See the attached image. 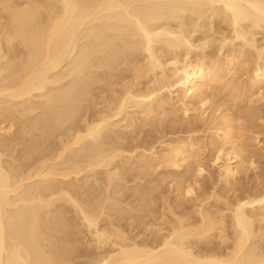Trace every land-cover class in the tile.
I'll return each mask as SVG.
<instances>
[{
    "label": "rangeland",
    "instance_id": "374dc122",
    "mask_svg": "<svg viewBox=\"0 0 264 264\" xmlns=\"http://www.w3.org/2000/svg\"><path fill=\"white\" fill-rule=\"evenodd\" d=\"M260 1L264 2V0ZM126 7L125 8L128 9L127 11L130 13H128L130 17L126 15L128 18L126 17V20L119 24L120 28L124 29V31H119L117 29L113 31L112 26L115 20L111 19V22H109V17L103 18L106 15H101L102 17L100 16V18L96 17L97 19H91L89 20L90 22L86 21L84 25L82 24L83 26L81 25L82 27L80 26L81 28H79L78 32L74 35L72 43L76 42L74 45L71 44L72 49L70 48L68 51L69 53L67 52L68 55L63 65L53 70V72L48 71L45 80L46 85H44L43 89L27 97L28 100L26 99V102L24 101L23 104L25 105L26 103L29 107L28 108L26 105L24 106L28 108L25 115H27L29 109L33 111V113L30 111L33 116L37 114L36 112H38V109L40 113L44 110L45 113H43L46 114V118L53 117H51L50 120L48 119V122L52 121L51 126L57 127L59 131L61 130V132H64L63 134L67 135L68 132L65 133V131H67L69 127L76 126V128H80L83 126L82 120L84 119L82 118L85 117L87 120L93 119L100 111L104 110V100V102L110 101L113 103V101L117 99L115 97L121 94V86L127 79L131 78L130 70L127 68L128 65L134 62L133 65H136V63L137 65H139L138 63L142 65V63H144L142 66H146L149 64V60L151 62L153 59L152 62L155 64L154 66L152 63L151 64L154 68L149 64L152 68L148 66L151 70L149 71V69H147L148 72L142 76L143 78H140L137 89H139L140 92H145V90L147 91L148 89L152 91L155 90V94L150 98L147 97L148 99L136 97L130 100V103L128 102V105L126 104L125 109H123V112L108 121V123L105 124L106 126L101 128L99 133H97L98 135H96L97 137H95L94 140L89 138L92 141H88V143H90L89 145L87 143L88 139H86V142L83 140L84 142L82 141V144L80 142L77 148L74 149L76 145L71 149L74 150L73 152L70 150L68 153H65L66 156L64 155V159L66 160L72 158L75 162H78V164L81 162L80 166H83L85 162H88V158L90 160L92 157V159H95V157L98 159L100 158L101 161L97 159V162H102V165L93 167L92 171L89 170L92 168L87 170L84 167L85 169L83 171L81 170L82 172L76 176L78 180L81 179L82 183L78 180L77 182L72 181L74 178L72 175V178L70 176L67 179L63 178L65 184L68 185L69 188H72L71 191H73V193L77 190V197H80L83 193L81 200L82 197L83 200L84 198L87 200V196L94 195L95 193L97 194V190H101V188L104 190V183H106L108 188L106 187L107 190L105 189L106 192H103V194H107L108 199L106 197V200L104 199L106 201L104 202L105 213L103 212L104 214L101 215L102 217H99V219H101L98 222L99 227L103 225L120 224L119 226H121L122 231L124 232L125 230L124 233L129 237L135 236L136 238L137 236V240L142 239L146 242L150 241L148 243H152L153 241L158 242L159 235L155 230L151 232L145 231L144 224L151 220L153 224L156 221V225H158L161 222L160 220H164L163 218L166 217L164 220L165 223L163 221L161 222L162 224L164 223V226L162 224L161 226L168 228L169 225L166 224L167 217L169 216L167 220L175 219L174 216H170L171 213L170 215L165 213V216H161V204L164 203V206H166V203L167 205L169 204L173 208L172 211L177 215H184V212L189 213L191 211L190 198H194V196H192L194 194L189 195L184 194V192L180 194V192H178L179 189H177L181 187V183H178L181 175L179 182H182V185L187 184V182L191 183L196 178L197 184H192L195 186L196 190L198 188L197 194L201 191L199 195H204V192L208 191L207 193H209L214 190V192L217 191V197L223 199L224 196L227 202H231L234 196L239 195L242 191L244 193L247 192V194L256 191L260 192V190L261 192L264 191V77H258L259 79L254 77V70H256V68L261 69L262 67V69H264V21L255 25L252 22L250 24L248 20L238 21L236 25H239L237 28L241 31L240 34L242 36L237 37L234 32V30L237 29L235 28L236 25H234L235 23H233L231 19L230 12L221 2L209 3L207 0H131V2L129 1L127 3ZM151 7L154 9H151ZM136 17L142 18L147 26H153L152 29H155L152 31L155 30L159 33L161 31L162 33L155 37L150 44L151 50L150 48L149 50L151 51L152 59H149L146 47L142 44L141 38L138 33H136L133 26L134 23L132 22H134V18ZM122 25L125 26L122 28ZM108 26L111 27L109 28ZM91 27L93 32L90 29ZM111 30L113 32H111ZM95 31L100 33L98 34ZM117 31H119V33ZM120 33L123 34L120 35ZM102 34L104 36H102ZM106 36L111 38L117 36L115 40L113 39L115 42L112 41V47L110 46L109 49L107 48L109 52L107 49L102 53L103 55L94 52L92 47ZM110 53H113V57H111L112 55ZM105 55L106 57H104ZM110 58H112V60L114 59L111 64ZM109 59L110 61H107ZM192 62H201V64L203 63L206 66L208 65V67L212 66L214 68H210L214 70L213 72L215 74L213 73V76H210L211 82L204 89L203 97H206V100H204L208 102L205 103L204 106L200 103L202 101L200 95L195 94L194 97L192 96L191 98V96H186L182 89L181 71L188 63L190 64ZM113 63L115 64L113 65ZM131 66L132 65H130V68ZM174 68H177L176 72ZM170 69L174 73L170 71ZM2 74L3 73L0 75ZM77 93L79 94L77 95ZM79 95L81 96L80 99ZM5 99L6 98H2V103L0 102V104H3V107L0 105V108L5 107V102L3 103ZM40 104L42 106H40ZM7 105L5 111L10 107ZM2 108L0 110L1 112H3ZM203 108H206V110L201 112ZM16 109L18 110V108ZM185 109L187 111L189 110L187 114L183 113ZM15 112L17 111L11 114L13 120L16 115ZM17 114L19 115L18 112ZM31 115L28 113V118ZM18 117L20 118V116ZM18 117L15 120L16 122H14L15 124L13 123L16 128L14 126L12 127V131H15L11 132V134L15 133V135H18L16 132L19 130L18 128L22 126L21 118L18 121ZM1 118L2 115L0 116V119ZM25 119H27V116ZM25 119L23 121H25ZM4 123L2 124L5 129H7L9 123H7V121ZM10 123H12V120ZM53 123L55 124L53 125ZM49 124H51V122ZM23 125H25V122ZM16 129L18 130L16 131ZM226 129H232L238 136V142H245L243 145L252 149L251 151L247 147L248 151L251 152H249L250 154L248 153L246 157L247 160L242 163L243 166H245H240L242 170L239 168L240 170L235 176L236 181H232L231 185L223 183L220 179L221 174L219 170L210 165L215 154V148L218 146L224 147L225 145L222 137ZM11 134H9L10 136H8V134L6 135V133H1L0 135L2 136L1 139L4 140L6 138L8 143H10L11 138H13V141L16 139L14 142L12 141V146L10 144L9 148L5 147V144H8L7 140L3 142L4 144L2 143L4 147L3 145L0 146V152L2 151V153H0V163L2 165H0L9 173L11 172L10 176L12 174V181H10V183L13 185H11V187H14L20 184L19 173L21 168L26 170V164L29 166V164H33L34 160H37L38 157L43 158V154L46 151H44L43 154L41 152L46 149V144L48 142L53 143V141H57L56 138L58 137H51L47 143H43V147V144H40L41 146L39 144H33L34 141L32 140L31 142L26 136V139L24 136L23 138H18L19 135L17 139L13 137L14 134ZM65 135H62V138H64ZM21 139L25 140L22 141ZM33 139H35V137ZM55 143H58V141ZM133 145L135 148H133ZM181 146L184 147L180 148ZM1 147L10 149L11 151H4ZM177 148L181 150L180 153L175 150ZM171 150L174 153H172ZM53 154L49 153L50 156ZM32 156L33 158H31ZM182 158L184 159L182 160ZM250 158L254 162V167L248 166ZM86 159L87 161H85ZM36 160V164L41 161ZM73 160L70 161L74 162ZM30 161L33 162L29 163ZM70 161L67 163L69 164ZM94 162H96V159ZM60 163L63 166L65 165L62 162ZM60 163L58 165L61 169ZM20 164H22L24 168L21 167ZM36 164L34 163L33 165L35 166ZM174 164L176 166H174ZM197 164L202 165L205 169V172L200 176H196L193 173ZM63 166L62 169L66 165ZM192 169L194 171H192ZM16 171L19 173L15 174L17 173ZM99 176H101V178ZM94 177L97 179L99 177L100 181L98 180V185H103V187L97 186V189L95 186H92ZM176 178L178 179L176 180ZM107 179L110 181L109 184ZM23 183L26 184V182ZM74 188H76V190H74ZM80 188L82 189L80 190ZM94 190L97 192H94ZM86 193L88 195H86ZM19 195L18 191L8 192V197L11 201L9 199V206L6 205L7 208H4L5 210L8 209V215L6 216V218L8 217V222L14 223L21 217L22 220H24L23 216L25 219H28L27 216L24 215V212L30 211L31 209L29 208H31L32 205H30L29 202L23 203L19 201ZM90 196L88 199H90ZM184 196L187 197L186 200ZM148 197L152 198L149 199ZM147 199L150 201L147 202ZM223 200L218 203V201H212V199L209 198L207 203L208 206H213V208L215 206L221 207L224 206V202L222 203ZM140 201H142V203ZM263 202L264 201L260 202L261 204L258 203L259 205H254L255 211H252L251 214L257 216L263 213L261 210L264 206ZM63 203V201H57L52 206L49 205L43 208L41 210V216L43 219L46 217L48 218L51 216L50 214H53L51 213L53 209H60L63 207L61 211L65 212L64 215L66 219H68L67 221L71 223L68 222L73 228L72 231L74 230L75 233H79L75 239L79 238L78 241L82 239L80 242H83L80 244H82L81 247H84V253H82L81 259L77 258L78 263L87 262L86 260H88L89 257L90 259L88 261H90L94 259V257L101 255V252L103 254L106 250H111L113 248L108 241L102 243L100 241V243H97V248L95 246L96 244L90 241L92 239L91 230L93 227L89 229L86 228V226L82 227L79 225L80 220L76 219V216H74L70 204L64 203V205H62ZM108 203L111 206H108L110 207L109 209L105 205ZM176 205L179 207H176ZM140 206L142 209H139ZM111 208H113V210ZM118 208L120 210H118ZM117 210L118 213L116 212ZM146 211L148 213L150 211V213L148 214ZM150 217L152 219H150ZM194 217H192L193 220H195ZM9 218H15V221L13 222L14 219H11V221ZM115 218H119L121 221L119 222V219L117 221ZM141 218L143 223L140 221ZM262 220L264 222V218ZM262 220L260 221L261 223L257 225H262L264 227ZM111 221L112 223H110ZM140 226H142V228ZM155 234H157V236ZM90 242H92V246ZM83 244H88L89 247ZM203 244L204 243H201V245ZM213 244L217 245L213 240L203 246L199 245L198 248L202 249L206 246H214ZM198 248L196 249L198 250Z\"/></svg>",
    "mask_w": 264,
    "mask_h": 264
},
{
    "label": "bare ground",
    "instance_id": "6f19581e",
    "mask_svg": "<svg viewBox=\"0 0 264 264\" xmlns=\"http://www.w3.org/2000/svg\"><path fill=\"white\" fill-rule=\"evenodd\" d=\"M129 1L131 2V0H44V1L42 0H0V74L3 73L2 75H0V99H1L0 102L2 103V98L3 99L6 98L5 101H3V103L5 102L4 106L6 107V105L8 104L11 107V108L7 107L8 109H6L5 111V107L2 108L3 104H0L2 106L1 108L3 111V112L0 111V116L2 115V118L0 119V125H1L0 135L1 133H6V135L8 134V136H10L9 134L15 131V130L12 131V127L15 124L14 122H16L15 120L17 119L18 116H20L22 126L20 125L21 127L19 128L17 127L19 130L16 129V131L18 130L16 132V134L18 135H15V133L11 134V135L14 134L13 137L17 138L20 135L18 138H21V137L23 138V136L25 138L26 136L31 140V142L33 140L34 141L33 144H36V145L47 143L48 140L51 139V137H54V138L58 137L56 138L58 143H55L57 141L55 142L53 141V143L55 144L50 143V142L46 144L45 148L47 150L45 149V150H42L41 152L43 154V152L46 151L43 154L44 159L42 157H40L41 159L38 157V159L41 160L40 161L37 159L38 161H40V162H37L38 164H36L35 162L36 159H35L34 160V163L36 164L35 166L33 165L34 163L29 164L33 162V161L32 162L30 161L28 163L29 166H27V164L25 166L26 170H23L21 168L22 171L20 170V173L16 171L17 173L15 174H18V173L20 174L19 176L20 184H18L17 186L15 185L14 187H11L12 184L10 183V181H12L11 180L12 174L10 176L11 172L9 173L8 171H6L3 168V166H1L2 164L0 163L1 164L0 165V264H264V227L262 225H257L261 223L260 221L264 218V206L263 208L260 207L262 208L261 210L263 213L257 216H254V214H251L252 211H255L253 206L256 204L259 205L258 203L264 201V191L261 192L260 190V192L256 191V192L247 194V192L244 193L241 190L242 193H239V195L234 196V198L232 197L233 200L231 202H227V200L224 199V196H223V199L225 201L221 197L220 198L217 197L216 195L217 191L214 192V190L209 193H207L208 191L204 193L202 192L204 195L202 194L199 195L201 191L199 194H197L198 188L196 190L194 186L195 184H197V180L195 176H194L195 179L193 182L191 183L187 182V184L182 185V182H179L182 176L181 175L178 181V183H181L180 185L181 187L180 188L176 187V188L179 190L181 189L180 191L178 190L180 194L181 192L182 193L184 192V194H189V195L194 194L192 195L194 196V198H190L191 211L189 213L184 212L185 213L184 215H177L174 213V211H172L173 208L169 204L167 205L166 203V206L163 205L164 203L161 204L162 205V207H160L161 216H165L164 215L165 213L169 215L171 213L170 216L171 217L174 216L175 219L174 220L171 219L172 220L171 221V220H167L169 216L167 217L166 224L169 225L168 228L163 227L165 223L164 220L166 217L163 218L164 220H160L161 222L162 221L164 222L163 224L160 222L158 225H156L155 220H154L155 221L154 224L151 222V220L150 222H146L144 224L145 231L151 232L152 230L153 231L155 230V232L159 235L158 242L156 241L157 243L154 242L153 240H152L153 242L151 241L152 243H148L150 242L148 241V238H147L148 242H146L145 240H142V239L137 240L136 239L138 238L137 236L136 238L135 236L129 237L126 233H124L125 230L124 232L122 231L121 226H119L120 224L119 225L110 224L112 223V221L109 223L110 225H107V226L103 225L102 227L100 226L101 228L99 227L98 222L99 220H101L99 219V217L105 213L104 202H106L105 200L108 197L107 194L105 195L103 194V192H106L107 190L106 187L108 188V186H106L107 185L106 183H104L105 184L104 190L102 188L101 190H97L98 193L97 194L95 193L96 195L92 194L93 195L92 198H91L92 195L91 196L89 195L90 199H88L89 196H87L86 198L87 200H85L84 198L85 201L83 200V197L81 200V196L83 195V193L81 196L79 195L80 197H77L76 188H74V190L76 191L73 193V191H71L72 188H69L68 185L65 184V180H64L65 178L67 179L69 178V176L71 177L72 175L74 176L72 181L77 182L78 179L76 178V176L80 174L85 168L87 170L89 168H92V169H89L92 171L93 167L102 165V162H97L98 158L95 157L96 162H97L96 163L94 162L95 159H92L93 158L92 157L90 158V160L88 158V162H85L87 161V159L83 161L85 163L83 164V166H80L81 162L78 164V162H75L72 158H69V159L73 160L74 162L70 161L69 159H67L68 161L64 159L65 153H68V151L73 149V147L76 145L77 146L74 147V149L77 148L78 144L80 142L82 144L83 140H85L86 142V139H88L87 143L88 141H91L89 138L94 140V138L97 137L96 135H98L97 133H99L101 128H104V126H106L105 124L108 123V121H110L111 119L116 117V115H119L121 112H123V109H125L126 104L128 105V102L130 103V100H133L136 97L137 98L139 97L142 99L144 98L148 99L151 96H153V94H155L154 92L155 90L152 91L151 89H148L147 91L145 90V92H140V90L137 89V87H138V83H140L139 82L140 78L146 72H148L147 69H149L150 71L151 68L155 64L152 62L153 59H152V54L150 51L151 50L150 44L151 42H153L155 37L161 35L162 33L161 31H160L161 34L158 31L156 32L155 30H154L155 32L152 31L155 28L152 29L153 26L152 27L147 26V24H145L142 18L136 17L134 18V22L132 23H134L133 26L136 30V33H138L139 37L141 38L142 44L146 47V51L149 55V59H152L151 62L148 59L149 64L151 66L153 64V66L151 67L149 64L148 65L145 64L147 67L142 66L144 65V63H142V65H140V63H138L139 65H137V63L136 65H133L134 62H132L130 64L132 65L130 68V65L126 64L128 65L127 68L130 70L131 78L127 79V81H125L124 83L122 82L123 85L121 86L122 87L121 88L122 90L120 92L121 94H119L118 97H115L117 99L113 101V103L109 101L110 102L109 104L108 101L104 102L105 101L104 100L103 101L104 110L100 111L98 114L96 113L97 115L96 116L94 115L95 117L93 116L94 117V118L92 117L93 119L87 120V118L85 117L82 118L84 119L82 120L83 126H81L80 128H76V126L71 127V128L69 127L68 130L65 131V133L68 132L67 135L63 134L64 133L63 131L62 132L61 130L59 131L57 127L51 126L52 121L48 122V119L50 120L52 116L50 118H46L47 116L45 117L46 114H44L45 113L44 110H43L44 113L43 112L40 113L38 109V112H36L37 114L35 113L36 115L33 116L31 115L33 111L29 109V111L27 112V115H25L26 114L25 112L26 110H28L29 107L26 105V103L25 105L28 108L24 107L25 106L23 104L24 101L27 99V97L32 96L35 93L40 92L43 89L44 85H46L45 80H46V75L48 71L53 72V70L63 65V62L64 60H66L65 58L67 57L69 53L68 51L71 48V44L74 45V43L76 42L75 41L74 43H72V41L74 40V35L78 32L79 28H81L86 21H89L91 19L94 20L96 17L100 18L101 15L102 16L106 15L103 18L109 17L110 19L109 22H111V19H114L115 22L117 23L116 24L114 22L112 26L113 31L114 29H117L119 31L120 30L124 31V29L120 28L119 24L122 21L124 22V20H126L125 19L127 17L126 15L130 14L129 11H127L128 9H126L127 8L126 5ZM208 1L209 3L210 2L211 3L221 2L225 6V8L230 12L231 19L233 23H235L234 25H236L238 21L240 22V20L242 21L248 20L250 21V24L252 22L254 25L258 24L259 22L264 21V2L263 1H260V0H207V2ZM152 8L153 7H151V9ZM128 17H130V15ZM123 26L125 25H122V28ZM237 26L239 25H236L235 28H237ZM90 29L92 31V27ZM112 30L111 32H113ZM119 31L117 32L119 33ZM105 32H108V31H105ZM234 32L237 37L242 36L240 34L241 31H239L238 28L235 29ZM97 33L99 34L100 32H97ZM121 34L123 33H120V35ZM102 36L104 35L102 34ZM115 37L117 36H114L113 38L106 36V37H103L97 43L95 40L96 45L92 47L94 49V52H98L99 54L101 53V55H103L102 53L105 52L107 48L109 49L110 46L112 47V41L113 39L115 40ZM111 52H114V51H111ZM104 57H106V55ZM111 57H113V55ZM110 59L107 61H110V64H111L112 61H114V59L113 60L112 58ZM114 64L115 63H113V65ZM148 66H150L151 68L150 67L148 68ZM211 67H208V65L206 66L203 63L201 64V62L200 63L192 62L190 64L188 63L186 67L181 71L182 73L181 84H182V89L184 91V94L186 96L188 95L189 97L191 96V98L192 96L194 97L195 94L200 95L201 100H202L200 103L203 106L205 103H208V102H205L206 97L205 98L203 97V93H204V89L211 82V77L213 76V73H214L213 72L214 70H211L213 67L212 68ZM176 69L177 68H174L175 72L177 71ZM170 71L172 70L170 69ZM262 76L264 77V69H262V67L261 69L256 68V70H254V77L258 78ZM78 94L79 93H77V95ZM80 98L81 96L79 97V99ZM40 106L42 105L40 104ZM16 108H18V110ZM205 110L206 108L205 109L203 108L201 112H204ZM14 111H17L19 115L17 114V112H15L17 116L15 115V118L13 120L11 114H13ZM188 112L189 110L188 111L186 109L183 110L184 114H187ZM28 113L32 117L30 116L28 118ZM62 113L65 114L64 112ZM47 115L50 116L49 114ZM26 116H27V119H25ZM20 118L18 117V121ZM24 119L25 121H23ZM11 120H12V123H10ZM6 121L7 123H9L7 129H5V127L2 124ZM24 122H25V125H23ZM50 122L51 124H49ZM54 124L55 123H53V125ZM62 135H65V137L62 138L63 137ZM32 136H34L35 139H33L34 137ZM1 138L2 136H0V139ZM222 138L224 140L226 147L224 145V147L218 146L215 148V154L213 153L214 156L212 158L210 165L212 167L213 166L216 167L219 170L221 174L220 179L223 183H225L226 185L227 184L231 185V182L236 179L235 176L237 175L238 171L241 169V167L245 166V165L243 166L242 163L245 162V160H247L246 157L248 153L252 151V149H250L246 145H243L245 144V142H240L242 143L240 144L238 142V136L235 134V132L232 129H226L223 132ZM12 139L13 138H11L10 143H8V140L6 138L4 140L1 139L0 146H2L4 144L3 142L4 141L6 142L7 140L8 144L7 145L5 144V147L9 148L10 144L13 141ZM25 139H21V140L24 141ZM15 140L16 139H14V141ZM44 144H43V147H44ZM89 144L90 143H88V145ZM247 145H250V144H247ZM176 147H179V146H176ZM183 147L181 146L180 148H183ZM247 147L251 151H248ZM133 148H135L134 145H133ZM2 149L4 151L10 150L7 148L5 149L2 148ZM175 150L178 153L181 152L179 148ZM71 151L73 152L74 150H71ZM171 152L174 153L172 150ZM0 153H2V151ZM49 153H52L53 155L50 156ZM31 158H33V156ZM183 159L184 158H182V160ZM98 160H100V158ZM69 161L70 163L68 164L67 162ZM60 162H62L66 166L64 165L65 166L64 167L63 165H61ZM248 162H249L248 166L254 167V162L251 160V158ZM59 163H60L61 169L59 168V165H58ZM175 164L174 166H176ZM20 166L24 168L22 164H20ZM62 166L64 167L63 169H62ZM192 171L194 170L192 169ZM192 171H191V175H192ZM203 172H205V169L202 167V165L197 164L196 169L193 173L196 176L197 175L200 176ZM99 177L101 178V176ZM99 177L98 179L95 177L93 178L94 183L92 182L93 184L92 186H95L96 188L97 186L103 187V185H98L99 184L98 182L100 181ZM107 178H108V175H107ZM177 179L178 178H176V180ZM78 181H81V179ZM23 182H26V184H24ZM80 183H82V181ZM109 183L110 181L108 180V184ZM81 189L82 188H80V190ZM90 189H91V186H90ZM150 190H153V189H150ZM11 191H18L20 194L19 201H22L23 203L29 202V204L32 205L31 208H29L31 209L30 211H26V213L24 212V215L27 216L28 219H25V217L23 216L24 220H22V217H21L17 221H15V218H11V219H14L13 220V222L15 221L14 223L7 221L8 217L6 218V216L8 215V212H7L8 209L5 210L4 208H7L6 205L9 206L8 200L10 198L8 197V192H11ZM95 191L96 190H94V192ZM86 192L89 194L88 191ZM87 193L86 195H88ZM209 198H211L212 201L213 200L218 201V203L219 201L223 200L222 203L224 202V206H221V207L215 206L214 208L213 206L212 207L208 206L207 200ZM186 199L187 197H185V200ZM57 201H61V202L63 201L64 203L70 204L74 212V216H76V219L80 220V224L78 223L79 225H81L82 227L86 226V228H89V229L90 227H93L91 230L92 239L90 241H93L94 242L93 244H96L95 245L96 247H97V243H100V241L101 243L104 241L105 242L108 241L110 242V245L113 248L111 250H106L103 254L101 252V255L94 257V259H91L90 261H88L90 259L89 257V259L86 260L87 262L78 263L77 258H80L82 256V253H84L83 252L84 247H81L82 244H80L83 242H80L82 239H80L79 241H78L79 238L75 239V237L79 233H75L74 230L72 231L73 228L70 225L71 223L67 221L68 219H66L64 215L65 212L61 211V208L63 207H61L60 209L50 208V209H53V211H51V213L53 214H50L51 216L48 218L46 217L45 219H43V217L41 216V210L43 208L48 207L49 205L52 206ZM149 201L150 200H148L147 202ZM140 202L142 203V201ZM64 203L62 205H64ZM105 205L107 206L108 209L111 207L109 203ZM150 207H151V202H150ZM176 207H179V206L176 205ZM140 208L141 206L139 207V209ZM111 209L113 210V208ZM118 210L120 209L118 208ZM118 210L116 211L117 213H118ZM192 217H194L195 220H193ZM150 219L152 218L150 217ZM120 221L121 220L119 219V222ZM140 221H142V218ZM161 224L163 226H161ZM140 227L142 228V226ZM157 234L155 235L157 236ZM140 236H143V235H140ZM152 238L154 239V236ZM213 240L217 243V245L213 244L214 246H206L205 248L201 247ZM201 243H204V244L201 245ZM88 244H83V245H88ZM90 244L92 246V242H90ZM199 245H201L200 247L202 249L198 248ZM196 248H198V250Z\"/></svg>",
    "mask_w": 264,
    "mask_h": 264
}]
</instances>
